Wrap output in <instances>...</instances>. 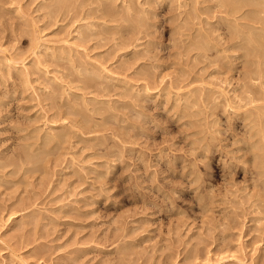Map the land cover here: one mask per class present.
Wrapping results in <instances>:
<instances>
[{
    "label": "rangeland",
    "instance_id": "1",
    "mask_svg": "<svg viewBox=\"0 0 264 264\" xmlns=\"http://www.w3.org/2000/svg\"><path fill=\"white\" fill-rule=\"evenodd\" d=\"M58 1L0 0V264H264V79L176 55L174 0ZM226 1L194 26L259 48L260 5Z\"/></svg>",
    "mask_w": 264,
    "mask_h": 264
},
{
    "label": "clouds",
    "instance_id": "2",
    "mask_svg": "<svg viewBox=\"0 0 264 264\" xmlns=\"http://www.w3.org/2000/svg\"><path fill=\"white\" fill-rule=\"evenodd\" d=\"M205 2H207L208 7L205 6ZM216 3L217 0H199V3L198 0H174L177 16L175 17L176 28L173 47L176 50V55L187 61L191 53L195 51L199 56L198 65H206L216 69L222 77L228 75L243 76L245 72H242L241 68L246 66V72L249 76L256 77L259 74V77L264 79V36L261 37L260 47L257 48L249 44L247 32H238L231 22H225L222 29L215 30L209 29L206 24L203 27L199 24L194 26V19H203L201 12L211 16L212 5ZM144 6L141 5L140 7L143 8ZM197 6L200 12L196 11ZM257 53L260 56L258 69L254 59ZM159 55H164V51H161ZM163 63L164 61L157 58V66L154 71H159V65ZM222 82L226 83L227 81ZM221 94L225 98L229 95L221 89V93L209 103L208 109L215 110L216 107H223V105H219V95ZM245 103L251 105L253 100L246 97ZM258 107L261 119L264 120V103ZM183 113L184 109L179 108L173 116L181 118ZM246 123H248L247 118H241L242 126ZM260 135L264 140V129H261ZM238 143L244 145L246 140L240 139ZM262 151H264V144H262Z\"/></svg>",
    "mask_w": 264,
    "mask_h": 264
},
{
    "label": "bare ground",
    "instance_id": "3",
    "mask_svg": "<svg viewBox=\"0 0 264 264\" xmlns=\"http://www.w3.org/2000/svg\"><path fill=\"white\" fill-rule=\"evenodd\" d=\"M51 1H52V0H51ZM57 1H58V0H57ZM60 1H61V0H60ZM60 1H58V3H60L59 5H61V7H62V5H66V4L68 3L67 0H62L61 2H60ZM83 1H87V0H83ZM89 1H90V2H94L95 0H93V1L88 0L87 3H89ZM96 1H97V0H96ZM101 1H102V0H100V2H101ZM115 1H116V0H106L105 2L102 1L103 3L101 2V3L99 4V0H98V2H96V4H97V3L99 4L97 8H96V7H95V8H91V7H93L92 5H91V7L89 6L88 8H91V9H89L90 12H91V11H94V10H96V11H99V10H100V11L102 12L103 16H104V14H106L107 16L109 15L108 17H111V16L113 17V15H115V6H116V5H115ZM222 1H223V0H222ZM224 1H226V0H224ZM227 1H228V2H227ZM227 1H226V2L229 4V5H228L229 7H227V8H229V10H233V9H234V11H235V10H237L236 8H239V9L241 8V10H242V8H244L243 6H245V5H249V6H250V5H253V4L256 3L257 5H260V6H259V8H255V6H254V7H250L249 11L251 12V16H252V13H255V12H256V13H262V14L264 13V0H227ZM54 2H56V1H54ZM71 2H73V1H71ZM122 2H123V1H122ZM129 2H130V1H129ZM150 2H151V1H150ZM75 3H76V2H75ZM77 3H78V2H77ZM141 3H142V2H141ZM51 4H52V3H51ZM78 4H79V3H78ZM78 4H77V5H78ZM256 4H255V5H256ZM54 5H55V4H54ZM74 5H75V4H74ZM88 5H89V4H88ZM132 5H133V4H132ZM123 6H124V5H123ZM127 6H128V5H127ZM133 6H134V5H133ZM133 6H132V7H133ZM219 6H221V5L219 4ZM55 7H57V6H55ZM61 7H58V8H61ZM68 7H69V6H68ZM130 7H131V6H129V8H130ZM53 8H54V7H53ZM71 8H72V7H71ZM78 8H79V7H78ZM88 8L86 9L87 12H89V11H88ZM247 8H248V7H247ZM69 9H70V7H69ZM69 9H68V10H69ZM72 9L74 10V8H72ZM131 9H132V8H131ZM137 9H138V8H137ZM225 9H226V8H225ZM239 9H238V10H239ZM64 10H65V9H64ZM238 10H237V11H238ZM50 11H51V10H50ZM53 11H54V10H53ZM120 11H121V10H120ZM122 11H123V10H122ZM122 11H121V12H122ZM126 11H127V10H126ZM224 11H225V10H224ZM244 11H245V10H244ZM249 11H248V12H249ZM64 12H65V11H64ZM68 12H69V11H68ZM74 12H76V11H74ZM87 12L85 11V13H87ZM101 12H100V15H101ZM131 12H132V11H131ZM231 12H232V11H231ZM53 13H54V12H53ZM93 13H96V12L94 11ZM124 13L127 14L126 12H124ZM234 13H235V12H234ZM88 14H89V13H88ZM91 14H92V13H91ZM240 14H241V13H240ZM243 14H244V13H243ZM248 14H249V13H248ZM248 14H247V15H248ZM229 15H230V14H229ZM247 15H246V16H247ZM253 15H254V14H253ZM101 16H102V15H101ZM103 16H102V17H103ZM127 16H128V15H127ZM131 16H132V15H131ZM131 16H130V17H131ZM135 16H136V15H135ZM119 17H120V16H119ZM119 17H118V19H119ZM125 17H126V16H125ZM133 17H134V15H133ZM136 17H137V16H136ZM142 17H143V16H142ZM236 17H237V16H236ZM243 17H245V16L243 15ZM254 17H255V15H254ZM257 17H259V16L257 15ZM78 18H79V17H78ZM103 18H104V17H103ZM113 18H114V17H113ZM131 18H132V17H131ZM238 18H239V17H238ZM251 18H252V17H251ZM262 18H263V17L260 16L259 19H261V22H262V21L264 22V19H262ZM108 19H109V18H108ZM110 19H111V18H110ZM124 19H125V18H124ZM124 19H123V21H124ZM135 19H136V18H135ZM142 19H143V18H142ZM227 19H229V18H227ZM234 19H235V18H234ZM255 19H256V18H255ZM92 20H93V19H92ZM113 20H115V19H113ZM113 20H112V21H113ZM119 20H120V19H119ZM231 20H233V19H231ZM108 21H111V20H108ZM138 21H140V20H138ZM223 21H224V20H223ZM227 21H228V20H227ZM236 21H237V20H236ZM244 21H245V19H244ZM251 21H253V20H251ZM258 21H259V20H258ZM136 22H137V21H136ZM86 23H87V22H86ZM134 23H135V22H134ZM251 23H252V22H251ZM93 24H94V23H93ZM127 24H128V23H127ZM131 24H132V22H131ZM136 24H137V23H136ZM138 24H139V23H138ZM220 24H221V23H220ZM232 24H233V23H232ZM236 24H237V23H236ZM84 25H85V24H84ZM89 25H90V24H89ZM91 25H92V24H91ZM97 25H98V24H97ZM128 25H129V26H127V27H130V24H128ZM132 25H133V24H132ZM145 25H148V24H145ZM122 26H123V24H122ZM241 26H242V25H241ZM247 26H249V25H247ZM254 26H255V25H254ZM254 26H253V27H254ZM258 26H261V25H258ZM258 26H257V27H258ZM263 26H264V25H263ZM263 26H262V27H263ZM88 27H90V26H88ZM88 27H87V28H88ZM96 27H97V26H96ZM120 27H121V26H120ZM123 27H124V26H123ZM123 27H122V28H123ZM127 27H124L123 29H126ZM137 27H138V25H137ZM262 27H261V28H262ZM79 28H80V27H79ZM81 28H82V27H81ZM132 28H133V26H132ZM239 28H240V27H239ZM251 28H252V27H251ZM88 29H89V28H88ZM123 29H120V30L123 31ZM128 29H130V28H128ZM142 29H143V28H142ZM148 29H149V28H148ZM237 29H238V28H237ZM244 29H245V28H244ZM259 29H260V28H259ZM80 30H81V29H80ZM131 30H132V29H131ZM135 30H138V29H135ZM144 30H145V29H144ZM174 30H175V29H174ZM241 30H242V29H241ZM241 30H240V31H241ZM255 30H258V29H255ZM104 31H105V30H104ZM126 31H127V29H126ZM138 31H139V30H138ZM141 31H142V30H141ZM251 31H252V33H253V30H251ZM263 31H264V27H263ZM111 32H112V31H111ZM111 32H110V33H111ZM143 32H144V31H143ZM241 32H242V31H241ZM83 33H84V32H83ZM133 33H135V31H133ZM148 33H149V32L147 31V34H148ZM252 33H251V34H252ZM261 33H262V31H261ZM117 34H119V33H117ZM138 34H139V33H138ZM138 34H137V35H138ZM147 34H146V35H147ZM253 34H254V35H253ZM253 34H252L253 36H251V39H252V40H255V42L261 43V37L264 36V33H263V34H259V32H258V33H255V31H254ZM90 35H91V34H90ZM105 35H106V34H105ZM108 35H109V34H108ZM126 35H127V33H126ZM126 35H125V36H126ZM128 35H130V34L128 33ZM120 36H121V35H118V38H119ZM131 36H132V34L130 35V39H132ZM133 36H134V35H133ZM108 37H109V36H108ZM112 37H114V36H112ZM112 37H110V38H112ZM140 37H141V36H140ZM125 38H126V37H125ZM134 38H135V37H134ZM105 39H106V38H105ZM130 39H129V40H130ZM127 40H128V39H127ZM134 41H135V40H134ZM134 41H133V42H134ZM129 42H130V41H129ZM129 42H128V43H129ZM126 43H127V42H126ZM129 44H130V43H129ZM138 44H139V43H138ZM74 45H75V44H74ZM123 45H124V44L122 43V46H123ZM250 45H251V44H250ZM119 46H120V45H119ZM137 46H138V45H137ZM69 47H70V46H69ZM257 48H258V47H257ZM70 49H71V48H70ZM134 50H135V49H134ZM51 52H54V50L51 51ZM63 52H64V51H63ZM65 52H66V51H65ZM62 54H63V53H62ZM70 56H71V55H70ZM70 56H69V57H70ZM56 58H57V57H56ZM64 58H65V57H64ZM72 58H73V56H72ZM124 58H125V57H124ZM70 59H71V58H70ZM255 59L257 60V58H255ZM73 60H74V59H73ZM73 60H72V61H73ZM123 60H124V59H123ZM128 60H129V59H127V61H128ZM69 61H71V60H69ZM81 61H83V60H81ZM120 61H121V60H120ZM259 62H260V61H259ZM70 63H71V62H70ZM81 63H83V62H81ZM84 63H85V62H84ZM98 63H99V62H98ZM124 63H125V62H124ZM85 64H86V63H85ZM92 64H93V63H92ZM94 64H95V63H94ZM101 64H102V63H101ZM259 64H260V63H259ZM73 65H74V64H73ZM86 65H87V64H86ZM102 65H103V64H102ZM124 65H125V64H124ZM127 65H128V64H127ZM20 66H21V65H20ZM78 66H80V65H78ZM78 66H77V67H78ZM70 67H71V66H70ZM82 68H83V67H82ZM82 68H81V69H82ZM85 68H86V67H84V69H85ZM93 68H94V67H93ZM95 68H96V67H95ZM99 68H100V67H99ZM128 68H130V66H129ZM19 70H20V69H19ZM97 70H98V69H97ZM105 71H106V70H105ZM124 71H125V70H124ZM86 72H87V71H86ZM86 72H85V73H86ZM92 72H93V71H92ZM96 72H97V71H96ZM98 72H100V71H98ZM102 72H103V71H102ZM78 73H79V72H78ZM112 73H113V72H112ZM145 74H146V73H145ZM80 75H81V74H80ZM245 75H246V73H245ZM96 76H97V75H96ZM84 77H85V76H84ZM94 77H95V76H94ZM105 77H106V76H105ZM80 78H81V77H80ZM123 78H124V77H123ZM127 78H128V77H127ZM258 78H259V77H258ZM90 79H91V78H90ZM249 79H250V78H249ZM83 80H84V79H83ZM92 80H94V79H91L90 81L92 82ZM119 80H120V79H119ZM119 80H118V81H119ZM124 80H125V79H124ZM90 81H89V83H90ZM103 82H104V81H103ZM96 83H97V82H96ZM83 84H84V83H83ZM131 84H132V83H131ZM255 84H256V83H255ZM87 85H89V84H87ZM144 85H145V84H144ZM251 85H252V84H251ZM253 85H254V84H253ZM253 85H252V86H253ZM256 85H257V84H256ZM258 85H259V84H258ZM70 86H71V85H70ZM89 86H90V87H91V86H94V83H93V85H89ZM248 86H249V85H248ZM85 87H86V86H85ZM85 87H84V88H85ZM108 87H109V86H108ZM249 87H250V86H249ZM259 87H260V86H259ZM75 88H77V87H75ZM88 88H89V87H88ZM105 88H106V87H105ZM125 88H126V87H125ZM132 88H133V87H132ZM255 89H256V88H255ZM259 89H260V88H259ZM262 89H263V88H262ZM106 90H107V89H106ZM195 90H196V89H195ZM251 90H252V89H251ZM193 91H194V90H193ZM193 91H192V92H193ZM249 91H250V90H249ZM108 92H109V90H108ZM109 93H110V92H109ZM121 93H122V92H121ZM207 93H208V92H207ZM250 93H251V92H250ZM127 94H128V93H127ZM253 94H254V93H253ZM209 95H211V94H209ZM256 95H257V94H256ZM262 95H263V94H262ZM137 96H138V95H137ZM137 96H136V97H137ZM183 96H184V95H183ZM204 96H205V95H204ZM212 96H213V95H212ZM222 96H223V95H222ZM236 96H237V95H236ZM247 96H248V95H247ZM92 97H93V96H92ZM201 97H202V96H201ZM178 98H179V97H178ZM250 98H252V96H251ZM250 98H249V99H250ZM255 98H256V97H255ZM263 98H264V97H263ZM94 99H95V98H94ZM133 99H134V98H133ZM139 99H140V98H139ZM212 99H213V98H212ZM257 99H258V98H257ZM112 100H113V99H112ZM253 100H254V97H253ZM258 100H259V99H258ZM260 100H261V99H260ZM186 101H187V100H186ZM263 101H264V100H263ZM184 102H185V101H184ZM254 102H255V101H254ZM254 102H253V104H254ZM241 103H243V102H241ZM86 104H88V102H87ZM197 104H198V102H197ZM237 104H238V103H237ZM88 105H89V104H88ZM247 105H248V104H247ZM255 105H256V104H255ZM259 105H260V103H259ZM106 106H107V104H106ZM245 106H246V105H245ZM252 106H253V105H252ZM256 106H257V105H256ZM107 107H108V106H107ZM183 107H184V106H183ZM255 108H256V107H255ZM258 108H259V107H258ZM258 108H256V109H258ZM256 109H255V110H256ZM95 110H96V109H95ZM197 110H198V109H197ZM200 110H201V109H200ZM246 110H247V109H246ZM104 111H105V110H104ZM102 112H103V111H101V113H102ZM189 112H190V111H189ZM198 112H199V111H198ZM234 112H235V111H234ZM243 112H244V111H243ZM257 112H259V111H256V115L258 114ZM111 113H112V112H111ZM248 113H249V112H248ZM259 113H260V112H259ZM108 114H109V113H108ZM64 115H65V114H64ZM242 115H243V114H242ZM250 115H251V114H250ZM252 115H253V114H252ZM252 115H251V116H252ZM258 115H259V114H258ZM258 115H257V117H256V116L254 117V115H253L252 117H251V116L248 117L249 115L246 117V118L249 119V120H248V121H250L249 124L251 123V124H252V127L255 126V125H256V127H258V126L260 127L258 130L255 128L256 131L254 130V132L249 133V136H250V134H251L252 137H253L254 135H256V134H260L261 129H264V120H262L261 117H259V116H261V114H260L259 116H258ZM85 116H86V115H85ZM89 116H90V114H89ZM113 116H114V115H113ZM186 116H187V114H186ZM201 117H202V116H201ZM253 117H254V118H253ZM85 118H86V117H85ZM88 118H89V117H88ZM199 120H200V119H199ZM199 120H198V121H199ZM89 121H90V120H89ZM91 121H92V120H91ZM200 122H201V120H200ZM87 123H88V122H87ZM85 124H86V123H85ZM89 124H90V123H89ZM95 124H96V123H95ZM100 124H101V123H100ZM257 124H258V126H257ZM260 124H261L262 126H260ZM81 125H82V124H81ZM52 126H53V125H52ZM83 126H84V125H83ZM199 126H200V125H199ZM201 126H202V125H201ZM85 127H86V125H85ZM62 128H63V127H62ZM76 128H77V127H76ZM64 129H65V128H64ZM73 129H74V128H73ZM85 129H86V128H85ZM88 129H89V128H88ZM245 129H249V127H248V128H245ZM80 130H81V129H80ZM250 130L252 131V128H251ZM45 131H46V130H45ZM56 131H57V130H56ZM58 131H59V130H58ZM76 131H77V130H76ZM87 131H88V130H87ZM244 132H246V131H244ZM247 132H249V131H247ZM49 133H50V132H49ZM54 133H55V130H54ZM64 133H65V130H64ZM64 133H61V134L63 135ZM71 133H72V131H71ZM71 133H70V134H71ZM55 134H56V133H55ZM55 134H54V135H55ZM66 134H67V133H66ZM78 134H79V133H78ZM247 134H248V133H247ZM62 135H61V136H62ZM73 135H74V133H73ZM75 135H76V134H75ZM75 135H74V136H75ZM80 135H81V134H80ZM46 136L48 137L49 134H48V135L46 134ZM59 136H60V135H59ZM59 136H58V137H59ZM64 136L66 137V135H64ZM64 136H63V137H64ZM251 136H250V137H251ZM257 136H258V135H257ZM259 136H261V135H259ZM259 136H258V137H259ZM55 137H56V136H55ZM200 137H201V136H200ZM258 137H257V138H258ZM50 138H51V137H50ZM200 139H202V138H200ZM243 139H244V138H243ZM247 139H248V138H247ZM259 139H260V138H259ZM259 139H257V141H258ZM50 140H51V139H50ZM57 140H58V139H57ZM261 140H262V138H261ZM250 141H251V140H250ZM262 141H264V140H262ZM49 142H50V141H49ZM258 142H259V141H258ZM256 143H257V142H254V145H255ZM263 143H264V142H263ZM47 144H48V143H47ZM258 144H259V143H258ZM260 144H261V143H260ZM53 146H54V144H53ZM53 146H52V147H53ZM253 147L255 148V146H253ZM247 149H248V148H247ZM255 151H256V150H255ZM22 153H23V152H22ZM259 153H260V151H259ZM30 155H31V154H30ZM257 155H258V154H257ZM258 156H260V155H258ZM28 159H29V158H28ZM35 159H36V158H35ZM259 159H260V158H259ZM261 159H262V157H261ZM31 160H32V159H31ZM261 162H262V161H261ZM261 162H260V163H261ZM258 163H259V162H258ZM260 163H259V164H260ZM262 165H263V164H262ZM260 175H261V173H260ZM260 196H261V195H260Z\"/></svg>",
    "mask_w": 264,
    "mask_h": 264
}]
</instances>
